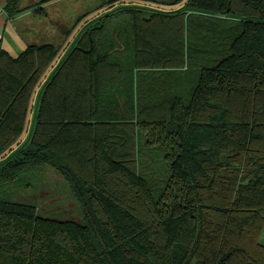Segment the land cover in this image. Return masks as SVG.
I'll return each mask as SVG.
<instances>
[{"label":"trees","instance_id":"1","mask_svg":"<svg viewBox=\"0 0 264 264\" xmlns=\"http://www.w3.org/2000/svg\"><path fill=\"white\" fill-rule=\"evenodd\" d=\"M139 2L0 49V264H264V0ZM46 165L83 223L10 198Z\"/></svg>","mask_w":264,"mask_h":264},{"label":"crops","instance_id":"2","mask_svg":"<svg viewBox=\"0 0 264 264\" xmlns=\"http://www.w3.org/2000/svg\"><path fill=\"white\" fill-rule=\"evenodd\" d=\"M84 2L87 1L21 0L22 11L11 17L5 9L6 0H0V49L17 57L30 44L57 43L64 36L60 24L68 19L74 21L75 8L85 10L82 13L90 11L78 8L84 6ZM91 17L87 15L84 19L89 21Z\"/></svg>","mask_w":264,"mask_h":264},{"label":"rangeland","instance_id":"3","mask_svg":"<svg viewBox=\"0 0 264 264\" xmlns=\"http://www.w3.org/2000/svg\"><path fill=\"white\" fill-rule=\"evenodd\" d=\"M86 1L87 2H84V6L78 8H87L88 10H90L84 12L87 13L89 16L93 15L101 9H104V6L101 5H103L105 0ZM127 1L137 2V0ZM140 2L149 6L155 5L157 7L162 8L172 7V0H140ZM58 7H60V5ZM83 11L76 10L75 8V11H72L76 16L73 20L75 21L76 18L80 14H82ZM67 21L63 24H60V29L62 31L71 28L74 24V21ZM10 198L14 201L37 205L38 212L46 217H52L61 220H74L80 223L84 222V217L80 204L74 197V194L72 193L68 183L62 175H60L55 169H53L49 165L45 166L43 171V177L40 182H37L29 187H19L15 189L11 193ZM261 238L264 239V235H261Z\"/></svg>","mask_w":264,"mask_h":264},{"label":"water","instance_id":"4","mask_svg":"<svg viewBox=\"0 0 264 264\" xmlns=\"http://www.w3.org/2000/svg\"><path fill=\"white\" fill-rule=\"evenodd\" d=\"M160 9H163V8H161V7H160ZM63 53H64V52H63ZM59 60H60V59H58V60H57V62L55 63V65H54V66H56V65L58 64ZM44 80H45V79H44ZM36 95H37V92H36V94H35V96H34V101H33V104L35 103V98H36Z\"/></svg>","mask_w":264,"mask_h":264}]
</instances>
